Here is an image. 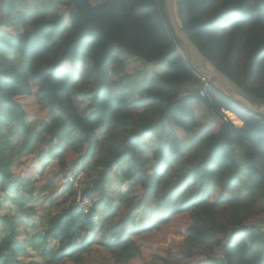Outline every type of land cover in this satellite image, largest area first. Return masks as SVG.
Listing matches in <instances>:
<instances>
[{"label": "trees", "instance_id": "obj_1", "mask_svg": "<svg viewBox=\"0 0 264 264\" xmlns=\"http://www.w3.org/2000/svg\"><path fill=\"white\" fill-rule=\"evenodd\" d=\"M178 1L186 32L202 54L264 105V0ZM57 4L69 9V25L61 16H27L19 0H0V132L7 137L0 148V211L10 201L22 215L37 213L35 188L28 187L32 180L12 171L17 165L10 151L19 146L22 157H36L41 176L55 159L66 172L67 156L84 158L91 187L82 194L100 197L87 215L76 201L60 204L58 211L48 203L38 223L43 232H36V222L0 214L5 232L0 264H20V257L33 256L28 249L44 264H59L85 253L98 237L125 264L141 255L136 240H147L182 216L190 221L183 256L214 264H264V229L253 225L264 216V172L252 164L264 161V117L234 102L213 78L206 97L199 96L201 73L173 31L165 0ZM130 59L164 64L166 70L133 85L126 73ZM31 96L51 115L40 132L18 100ZM195 107L220 120L218 131L201 141L204 157L197 174L180 168L184 152L165 126L196 130ZM159 128L161 143L147 144ZM79 139L83 149H71ZM148 146L154 149L147 153ZM114 177L119 183L132 180L130 191L137 185L144 189L148 211L139 223L143 215L119 218L112 199L103 196ZM66 191L77 195L72 183ZM98 207L106 212L101 222L95 217Z\"/></svg>", "mask_w": 264, "mask_h": 264}, {"label": "rangeland", "instance_id": "obj_2", "mask_svg": "<svg viewBox=\"0 0 264 264\" xmlns=\"http://www.w3.org/2000/svg\"><path fill=\"white\" fill-rule=\"evenodd\" d=\"M36 2L38 1H31L29 3L30 8H28L26 12L25 11H21V12L26 14L27 16L28 14H32V16L30 17L40 16L37 15L39 14V11L32 8ZM45 12H47L46 14H49L52 17H54L55 15L63 17L66 23L69 25L68 8L64 6H59L57 4V6ZM125 61L126 64L128 65L129 61L127 60ZM144 65L147 64L144 62L133 64V66H131L132 71L127 72V74L129 73L130 75L137 76L139 72L140 73L145 72L144 70L147 69L145 68ZM148 73L150 74L149 71ZM18 100L22 104L23 108L27 113L28 123L33 125L35 124L33 127L36 132H40L42 130L41 129L43 127L42 123L44 122L48 123L51 121L50 119L51 115L49 110L43 104L38 103L36 97L34 96L23 97V98H19ZM86 105L87 104H85V106ZM85 106L82 107L83 110L85 109ZM88 114H90V111H87L85 113L86 116ZM197 115H198L197 117L199 118L200 114ZM217 125H219V122L217 123ZM208 129L211 132L213 131L212 126H210ZM100 133L104 134V131ZM177 133L179 135H183L182 132H177ZM6 139L7 137L5 135V132L2 130L0 132L1 149L4 148L3 142ZM79 140L80 142L78 143V148L71 147V149H83L81 143L82 139ZM54 147H55L54 145L51 146V148ZM185 147H186L185 145L180 146V149H182L184 152V156L183 158H181L179 166L182 169H186L190 171V173H196L197 169H200L198 167L200 166L203 160L204 153L203 151H201V149H183ZM153 149L154 148L148 146V148L145 149V151H147L148 153L151 152ZM21 153H22V149L20 146L14 148L13 151H10L11 159L17 165L12 167V171L16 173V175H23L25 179L32 180L31 183L29 184L30 186L28 187L35 188L33 195L34 198H37L38 200L37 213L30 215H22L19 212L17 206H13L10 201H7L3 203L0 211V214L3 217H8L11 215L25 221L31 220L32 222H36L38 224L40 216L46 215L47 213L48 203L51 202L52 204H54V206L52 205L54 207L53 210L58 211L60 204L62 205L63 208H65L68 207L70 203H73L74 201L77 200V197L79 195L78 191H77V195L74 196L70 195L66 191V185L68 182L72 183L78 189H81V191L82 190L84 191L88 187H91L89 184L90 179L88 177V168L90 167V165L88 161L84 160L82 154H76L83 158V160L81 161L79 160L76 161L75 158L73 159L68 156L66 157L65 164H66V169H68V171L60 172L61 170L60 163L58 165L55 162H51L50 165L47 167V171L45 172L44 176H41L39 173L40 166L37 163L36 157L34 158V160H31L29 159V157H22ZM238 155H239L238 152H236L235 156L238 157ZM78 173H83V178L81 179L80 184L74 181V177ZM116 178L117 177H114V179L112 178V181L105 183L103 187V196L112 199L113 207L119 209L118 212L119 218L124 217V218H129L130 220L133 217L134 218L137 217V215H143L138 220L139 223L140 221H142V219H144L143 217L144 215H146V212L148 211L146 210L148 208V205L146 202V197L144 195L145 194L144 189L142 188V186L137 185L130 191V186L132 185L133 182L132 180L130 179L125 180L122 177L124 181L119 183ZM216 193L218 192L216 191ZM224 193L227 196L228 192H224ZM97 195L94 194V196L92 197L93 200L90 198L93 201V205L96 202V200H98V198L100 197ZM128 199L132 200V205L127 206ZM236 200H238L237 202L240 201L238 196H236ZM33 205H35V203ZM143 208L144 210L139 213L140 209ZM108 209H110L109 205H108ZM152 209L153 207H151V210ZM105 216H106V212H104L100 207H98L95 216L97 221L101 222L102 220H104ZM129 220L127 219L128 224L130 223ZM263 224H264V216L258 221L253 222V225H263ZM189 225H190V221L188 220L187 216H182L175 219L171 225L163 226L160 233H153L149 235V238L147 240H136L137 245L140 247L141 255L125 264H163L162 259H166V262H168L169 264H214L213 262L204 260L203 257L188 258L181 254L187 250V247L183 242V238H184V232L188 229ZM99 229L100 226L97 225L96 230ZM29 230L34 231V228H30ZM43 231L44 228H42V226L38 224L36 228V232H43ZM0 234H5L3 230L2 221H0ZM101 241H103L101 237L96 238L95 243H93V246H91V248L87 250L85 253L76 255L73 259L65 258L59 264H122L117 262L115 258H113L110 249L106 248L102 244H99ZM110 241H112V239H110ZM51 246H56L55 242L52 241ZM27 253L33 256L20 257L18 260L20 264H44L45 260L40 258L36 254V251H34L33 249L31 250L28 249ZM68 253L71 254L70 251ZM217 255L222 256L218 251H217ZM142 257H144L143 258L144 260L142 259Z\"/></svg>", "mask_w": 264, "mask_h": 264}, {"label": "crops", "instance_id": "obj_3", "mask_svg": "<svg viewBox=\"0 0 264 264\" xmlns=\"http://www.w3.org/2000/svg\"><path fill=\"white\" fill-rule=\"evenodd\" d=\"M19 1L23 2V4L26 5L27 7L26 9L30 8L29 7L30 2L26 0H19ZM55 6H57V0H39L38 2L35 3V5L32 8L39 11V13L41 14V13H47L45 11L52 9ZM138 61L134 59H130L126 73L132 71L131 66H133V64L143 62V61H140V62ZM146 64L147 65H144V66L147 70L143 69L145 72H142V73L139 72L137 76L130 75L129 73L127 74V78L130 80L129 82H133V85L134 83L136 85H143L145 82L148 81V79H151L156 74H160L166 70V66L164 64H153V63H150V64L146 63ZM148 71L150 72V74L148 73ZM195 111H196V114H200V116L199 118L197 117L198 128L192 132H185L179 128L168 125L167 123L165 125L168 134L178 139L179 146H182V145L186 146L183 149H201V143H202L201 141L207 138L212 133L217 132L220 127L219 118L207 113L208 111L206 109H198L197 107H195ZM216 119L219 122V125H217L218 122L216 121ZM210 126H212L213 128L212 132L208 129ZM177 132H182L183 135H179ZM162 139H163V136L160 135V128H159V130L155 131L154 133L150 135V138L147 139L146 142L147 144L149 143V145L154 147V146H157L160 143V140ZM237 152L239 154V151ZM53 162L59 165L58 159H55ZM252 164L256 165L262 172H264V161L257 160V161H254Z\"/></svg>", "mask_w": 264, "mask_h": 264}, {"label": "water", "instance_id": "obj_4", "mask_svg": "<svg viewBox=\"0 0 264 264\" xmlns=\"http://www.w3.org/2000/svg\"><path fill=\"white\" fill-rule=\"evenodd\" d=\"M165 6L176 37L186 48L191 63L198 71L204 76L216 79L222 84L230 98L242 108L253 114L264 117V105L248 94L247 91L241 88L228 75L218 69L211 60L202 54L197 45L188 36L182 20L179 1L165 0Z\"/></svg>", "mask_w": 264, "mask_h": 264}, {"label": "built area", "instance_id": "obj_5", "mask_svg": "<svg viewBox=\"0 0 264 264\" xmlns=\"http://www.w3.org/2000/svg\"><path fill=\"white\" fill-rule=\"evenodd\" d=\"M26 1L31 2V1H39V0H26ZM198 77L200 82L195 86V89L197 90V93L201 98H205L207 95V91L211 88V78L204 76L203 74L198 75ZM187 95H189V92L185 93V96ZM233 124L236 127L241 126V123L236 120H234ZM82 178H83V173H78L75 175L74 181L80 184ZM76 189L79 194L76 200V206L83 214L87 215L88 213H90L91 209L93 208V201L89 197L83 195L81 189H78L77 187ZM257 226H260L264 229V224Z\"/></svg>", "mask_w": 264, "mask_h": 264}, {"label": "clouds", "instance_id": "obj_6", "mask_svg": "<svg viewBox=\"0 0 264 264\" xmlns=\"http://www.w3.org/2000/svg\"><path fill=\"white\" fill-rule=\"evenodd\" d=\"M73 181V180H72Z\"/></svg>", "mask_w": 264, "mask_h": 264}]
</instances>
